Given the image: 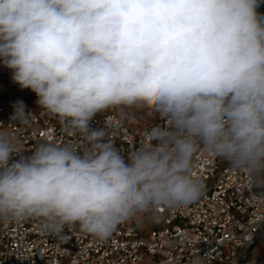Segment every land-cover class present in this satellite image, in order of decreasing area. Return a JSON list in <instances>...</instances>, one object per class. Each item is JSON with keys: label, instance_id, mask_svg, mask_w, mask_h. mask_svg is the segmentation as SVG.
<instances>
[{"label": "clouds", "instance_id": "1", "mask_svg": "<svg viewBox=\"0 0 264 264\" xmlns=\"http://www.w3.org/2000/svg\"><path fill=\"white\" fill-rule=\"evenodd\" d=\"M260 3L0 0V60L86 142L42 143L24 155L0 131V219L39 218L53 234L78 226L106 240L130 218L199 199L201 148L264 183ZM133 106L167 123L125 157L91 122ZM28 116L20 101L10 119Z\"/></svg>", "mask_w": 264, "mask_h": 264}, {"label": "built area", "instance_id": "2", "mask_svg": "<svg viewBox=\"0 0 264 264\" xmlns=\"http://www.w3.org/2000/svg\"><path fill=\"white\" fill-rule=\"evenodd\" d=\"M5 97L0 76V131L17 138L22 154L30 155L42 143L85 145L78 132L42 108L25 109L29 116L23 123L11 120L14 107ZM166 123L159 118L136 129L109 112L97 114L91 126L104 128L105 141L127 157L146 131ZM194 165L193 175L203 183L201 197L147 212L155 226L147 233L139 231L137 218L118 225L106 240L78 226L53 234L39 218L0 219V264H264V251L251 254L264 231V187L246 172L222 166L221 157L203 148L194 155Z\"/></svg>", "mask_w": 264, "mask_h": 264}, {"label": "rangeland", "instance_id": "3", "mask_svg": "<svg viewBox=\"0 0 264 264\" xmlns=\"http://www.w3.org/2000/svg\"><path fill=\"white\" fill-rule=\"evenodd\" d=\"M12 70L7 68L3 61H0V76L2 83L6 87V97L5 101L11 106H15L18 102L22 101L25 105L26 110H39L41 109L39 105L36 103L37 96L31 91V89L21 88L19 84L13 81L12 79ZM115 113L118 116H121L125 119L127 123L133 128L140 129L144 126H148L161 118L158 114H154L150 109L144 106H133V107H118L111 108L102 113ZM222 166L230 165V163L221 158ZM133 218H137L141 220V224L139 225V231L142 233H147L155 228L154 226V218L151 214H140ZM264 251V231L260 234L259 240L257 241L256 246L251 251V254Z\"/></svg>", "mask_w": 264, "mask_h": 264}, {"label": "water", "instance_id": "4", "mask_svg": "<svg viewBox=\"0 0 264 264\" xmlns=\"http://www.w3.org/2000/svg\"><path fill=\"white\" fill-rule=\"evenodd\" d=\"M257 10L261 14H264V0H261L260 7Z\"/></svg>", "mask_w": 264, "mask_h": 264}, {"label": "crops", "instance_id": "5", "mask_svg": "<svg viewBox=\"0 0 264 264\" xmlns=\"http://www.w3.org/2000/svg\"><path fill=\"white\" fill-rule=\"evenodd\" d=\"M222 160V159H221ZM258 184H260L262 187H264V183H258Z\"/></svg>", "mask_w": 264, "mask_h": 264}]
</instances>
